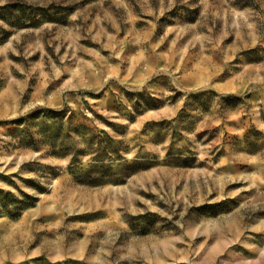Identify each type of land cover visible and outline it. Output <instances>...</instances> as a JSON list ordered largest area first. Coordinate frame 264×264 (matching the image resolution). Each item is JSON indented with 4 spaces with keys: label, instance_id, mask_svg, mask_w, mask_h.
<instances>
[{
    "label": "rangeland",
    "instance_id": "obj_1",
    "mask_svg": "<svg viewBox=\"0 0 264 264\" xmlns=\"http://www.w3.org/2000/svg\"><path fill=\"white\" fill-rule=\"evenodd\" d=\"M0 264H264V0H0Z\"/></svg>",
    "mask_w": 264,
    "mask_h": 264
}]
</instances>
